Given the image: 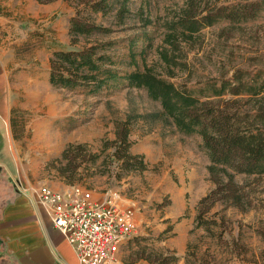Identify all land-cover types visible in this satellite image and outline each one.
<instances>
[{
    "label": "rangeland",
    "instance_id": "374dc122",
    "mask_svg": "<svg viewBox=\"0 0 264 264\" xmlns=\"http://www.w3.org/2000/svg\"><path fill=\"white\" fill-rule=\"evenodd\" d=\"M188 1L109 0L107 15L94 19L112 32L81 38L66 49L51 27L67 11L75 15L68 3L0 0V50L9 60L14 104L13 137L0 150V198L14 190L31 193L41 185L55 190L78 185L95 196L117 194L121 207L134 212L137 227L122 251L123 264H264V175H236L245 210L217 204L205 214L206 226L197 228V205L215 188L199 135L179 133L162 115L160 103L124 80L98 97L57 89L49 81L54 51L97 41L113 43L110 55L124 73L151 67L196 96L235 75H243L245 82L264 77V14L247 23L222 21L203 29L171 54L178 66L169 69L160 57L165 25L176 20ZM58 2L66 8L46 12ZM207 100L216 98H202ZM122 121L130 123L131 152L145 157V172L123 171L112 158L114 149L104 150ZM70 145L81 146L82 156L75 161L77 174L63 177L67 161L62 155Z\"/></svg>",
    "mask_w": 264,
    "mask_h": 264
},
{
    "label": "trees",
    "instance_id": "16d2710c",
    "mask_svg": "<svg viewBox=\"0 0 264 264\" xmlns=\"http://www.w3.org/2000/svg\"><path fill=\"white\" fill-rule=\"evenodd\" d=\"M48 5L57 1L68 3L75 9L70 19L71 45L77 46L81 38H90L112 31L97 25L95 15L111 9L109 0H37ZM232 2V1H230ZM218 5L204 0H189L176 20L166 23L164 47L160 53L168 66H178L171 54L180 52L182 42H190L195 34L219 22L247 23L264 14V0H233ZM121 9L120 13H124ZM39 36L37 32L33 34ZM112 42H88L80 49L56 50L50 58L49 81L57 89L70 92L83 91L93 97L100 96L111 84L124 80L129 87L146 91L150 100L160 103L162 115L168 118L181 134L199 135L208 154V172L215 188L197 205V228L206 226L205 214L217 204L244 211V195L236 175H264V77L245 82L243 75L223 80L221 87L210 86V92L195 93L177 87L155 73L151 67L127 72L121 71L110 55ZM173 72H171V75ZM233 98L223 100L225 95ZM243 97V98H239ZM247 97V99H244ZM202 98L216 100L202 101ZM116 139L105 144L104 150L113 148L112 158L122 164L127 173L145 172L148 165L143 155H133L129 121L117 122ZM81 146L70 145L63 153L67 164L61 169L63 177L75 176L82 156ZM73 180L67 184L72 185Z\"/></svg>",
    "mask_w": 264,
    "mask_h": 264
},
{
    "label": "crops",
    "instance_id": "0c3cea01",
    "mask_svg": "<svg viewBox=\"0 0 264 264\" xmlns=\"http://www.w3.org/2000/svg\"><path fill=\"white\" fill-rule=\"evenodd\" d=\"M63 3L45 10L59 6L65 9ZM73 16L74 12L67 11L51 27L60 46L66 49L71 44ZM13 109L11 69L6 52L0 50V150L13 137ZM34 190L31 193L14 190V194L0 198V264H78L65 236L53 227L44 209L34 200ZM121 258L122 253L117 264H123Z\"/></svg>",
    "mask_w": 264,
    "mask_h": 264
},
{
    "label": "built area",
    "instance_id": "2783aa9c",
    "mask_svg": "<svg viewBox=\"0 0 264 264\" xmlns=\"http://www.w3.org/2000/svg\"><path fill=\"white\" fill-rule=\"evenodd\" d=\"M34 200L65 236L78 264L119 263L137 228L134 212L121 207L117 194L95 196L78 185L61 190L41 185Z\"/></svg>",
    "mask_w": 264,
    "mask_h": 264
}]
</instances>
